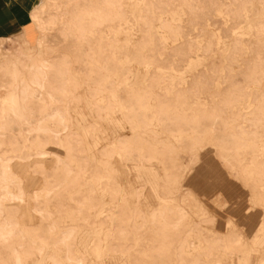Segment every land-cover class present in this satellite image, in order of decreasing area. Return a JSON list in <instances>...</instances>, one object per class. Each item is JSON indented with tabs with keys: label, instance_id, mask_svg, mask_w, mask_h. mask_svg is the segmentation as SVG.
Segmentation results:
<instances>
[{
	"label": "rangeland",
	"instance_id": "obj_1",
	"mask_svg": "<svg viewBox=\"0 0 264 264\" xmlns=\"http://www.w3.org/2000/svg\"><path fill=\"white\" fill-rule=\"evenodd\" d=\"M32 20L0 40L22 113L0 117V264H264V0H40Z\"/></svg>",
	"mask_w": 264,
	"mask_h": 264
},
{
	"label": "crops",
	"instance_id": "obj_2",
	"mask_svg": "<svg viewBox=\"0 0 264 264\" xmlns=\"http://www.w3.org/2000/svg\"><path fill=\"white\" fill-rule=\"evenodd\" d=\"M39 3L40 0H0V40L25 43L33 26L32 13ZM207 189L208 193L212 190Z\"/></svg>",
	"mask_w": 264,
	"mask_h": 264
},
{
	"label": "bare ground",
	"instance_id": "obj_3",
	"mask_svg": "<svg viewBox=\"0 0 264 264\" xmlns=\"http://www.w3.org/2000/svg\"><path fill=\"white\" fill-rule=\"evenodd\" d=\"M113 5V4H112ZM119 9V8H118ZM97 12V11H96ZM103 13V12H102ZM105 13V12H104ZM89 14V13H88ZM95 15V14H94ZM121 15V14H120ZM104 16V14H103ZM108 17V16H107ZM41 44V43H40ZM25 61V60H24ZM43 61V60H41ZM24 63V62H23ZM27 63V62H26ZM25 63V67H27V70H28V75H29V85H30V95L34 96L37 92H39L40 90L43 89V80H41L36 73H34L35 71H31V70H34V69H37L38 71H42L43 68H45V65L44 64H39L38 66H36L34 63L32 64H27L26 65ZM29 63V62H28ZM17 64V65H16ZM4 68L6 70H8L10 76L12 77H15V75L17 74V66H18V62H16L15 64H11V65H6L4 64L3 65ZM47 67V66H46ZM25 69V68H24ZM21 70V69H20ZM21 73V72H20ZM27 75V74H26ZM12 80H10L11 82ZM13 84V83H12ZM21 84V83H20ZM26 86V85H25ZM10 87V86H9ZM12 88V87H11ZM11 88H7V89H11ZM60 88V87H59ZM67 88V87H66ZM73 88V87H72ZM14 88H12L10 91H8V93H6V95L1 99V104L3 106H1V109H0V117L6 119L7 116L9 115V113H11L14 117H21V114H20V110H19V104H18V101H19V98H18V94L17 92L14 90ZM61 91V89H60ZM21 92V91H20ZM27 92V91H26ZM69 93V92H68ZM21 94V93H20ZM24 94H25V91H24ZM56 94V93H55ZM59 94V93H58ZM70 94V93H69ZM48 95V94H47ZM60 95V94H59ZM21 96V95H20ZM49 96V95H48ZM57 96V95H56ZM64 98V97H63ZM29 99V98H28ZM24 100V99H23ZM52 101V100H51ZM21 105V104H20ZM22 107V106H21ZM20 107V108H21ZM60 117V116H59ZM65 120V119H64ZM135 124V123H134ZM133 124V125H134ZM142 125V124H141ZM137 127V126H136ZM115 139V138H114ZM213 139V138H212ZM207 141V140H206ZM214 141V140H213ZM224 141V140H223ZM201 142V141H200ZM118 143V142H117ZM197 143V142H196ZM119 144V143H118ZM116 144V145H118ZM120 145V144H119ZM202 145V144H201ZM198 146V145H197ZM202 149V148H201ZM198 150V149H197ZM232 150V149H231ZM193 155V158L191 161H195L197 160L198 158V155L195 153V154H192ZM107 157V156H106ZM103 162V161H102ZM143 162V161H142ZM144 163V162H143ZM228 163V162H227ZM241 164V163H240ZM233 165V164H232ZM228 166V165H227ZM241 166V165H240ZM178 168V166H176ZM181 167V166H180ZM235 167V166H234ZM6 171V170H5ZM9 174V173H8ZM1 179V178H0ZM2 180V179H1ZM6 180V179H5ZM3 181V180H2ZM9 181V180H8ZM7 184V183H6ZM98 188H99V185H97ZM103 189V188H102ZM107 191V190H106ZM105 191V192H106ZM4 192V191H3ZM5 193V192H4ZM255 199V198H254ZM256 200V199H255ZM259 200V199H258ZM254 202V201H253ZM252 206V204H251ZM181 210V209H180ZM182 211V210H181ZM183 212V211H182ZM249 224H251L249 222ZM263 227V226H262ZM5 228V226H4ZM264 229V228H263ZM8 233V232H7ZM225 237V236H224ZM2 238V237H1ZM226 238V237H225ZM229 238V237H228ZM233 239H238V238H233ZM223 240V239H222ZM239 241H241L239 239ZM218 242V241H217ZM227 242V241H226ZM233 242V241H232ZM216 243V242H215ZM220 243V242H218ZM230 243V242H229ZM236 244L238 242H235ZM226 244V243H225ZM233 244V243H231ZM235 244V245H236ZM243 244V243H242ZM218 245V244H217ZM239 245V244H238ZM244 245V244H243ZM233 246V245H232ZM222 247V246H221ZM206 248V247H205ZM217 248V247H216ZM236 248V246H235ZM239 248V247H238ZM213 249V248H212ZM218 249V248H217ZM223 252V251H222ZM222 254V253H221ZM237 254V253H236ZM235 255V254H234Z\"/></svg>",
	"mask_w": 264,
	"mask_h": 264
}]
</instances>
